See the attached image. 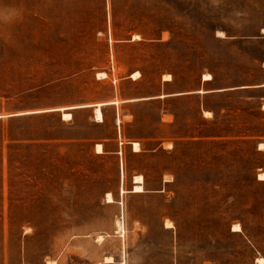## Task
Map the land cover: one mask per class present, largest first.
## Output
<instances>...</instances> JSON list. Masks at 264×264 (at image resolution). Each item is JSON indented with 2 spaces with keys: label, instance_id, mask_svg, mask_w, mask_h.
I'll return each instance as SVG.
<instances>
[{
  "label": "rangeland",
  "instance_id": "rangeland-1",
  "mask_svg": "<svg viewBox=\"0 0 264 264\" xmlns=\"http://www.w3.org/2000/svg\"><path fill=\"white\" fill-rule=\"evenodd\" d=\"M261 84L264 0H0V264H258Z\"/></svg>",
  "mask_w": 264,
  "mask_h": 264
},
{
  "label": "bare ground",
  "instance_id": "bare-ground-1",
  "mask_svg": "<svg viewBox=\"0 0 264 264\" xmlns=\"http://www.w3.org/2000/svg\"><path fill=\"white\" fill-rule=\"evenodd\" d=\"M99 76L104 77L105 75L104 74H99ZM140 77H141V74L139 72H135L131 76V78L134 79V80H137ZM163 79H164V81H168L169 82V81L172 80V77H171V75L168 74V75H164ZM211 80H212V76L210 74L204 75V81H211ZM94 112H95V120H96V122H98V123L103 122L104 121V116H103V112L101 110V105H97L95 107V111ZM206 114L209 115V112L206 113ZM62 118H63L64 121H70L72 119V114L64 111L63 114H62ZM132 148H133V152H135V153L141 152V146H140V144L138 142H133L132 143ZM167 149H169V148H167ZM259 150H264V143L259 144ZM96 152H97V154H103L104 153L102 144H97L96 145ZM258 179L261 180V181H264V172H262V173H260L258 175ZM133 180H134V186H133V190H132L133 193H136V194L145 193V190H144V177L141 176V175H138V176H135ZM106 201L109 204L114 203V199L112 197V194H110V193L107 194ZM165 226H166V228H172V223L167 221ZM122 228H123V226H121V224H120L119 225L120 231L122 230ZM233 231L238 232V233L242 232V227L240 226V224L234 225ZM98 240L102 241L103 237H101V236L98 237ZM105 262L106 263H114L112 257H106L105 258ZM257 263L258 264H264V258H262V257L258 258L257 259ZM49 264H50V262H49Z\"/></svg>",
  "mask_w": 264,
  "mask_h": 264
},
{
  "label": "trees",
  "instance_id": "trees-1",
  "mask_svg": "<svg viewBox=\"0 0 264 264\" xmlns=\"http://www.w3.org/2000/svg\"><path fill=\"white\" fill-rule=\"evenodd\" d=\"M160 45L165 46L166 44H160ZM212 80H214V77H212ZM102 112H103V110H102ZM103 115H104V113H103ZM127 139H139V138L138 137H127Z\"/></svg>",
  "mask_w": 264,
  "mask_h": 264
},
{
  "label": "crops",
  "instance_id": "crops-1",
  "mask_svg": "<svg viewBox=\"0 0 264 264\" xmlns=\"http://www.w3.org/2000/svg\"><path fill=\"white\" fill-rule=\"evenodd\" d=\"M264 88V84H261V85H258V86H254V88ZM101 110H102V108H101ZM104 116V115H103ZM104 122V121H103ZM103 122H101V123H103Z\"/></svg>",
  "mask_w": 264,
  "mask_h": 264
},
{
  "label": "clouds",
  "instance_id": "clouds-1",
  "mask_svg": "<svg viewBox=\"0 0 264 264\" xmlns=\"http://www.w3.org/2000/svg\"><path fill=\"white\" fill-rule=\"evenodd\" d=\"M15 14H16V13L14 12L13 15H15ZM2 18L5 19V20L8 19V17H2Z\"/></svg>",
  "mask_w": 264,
  "mask_h": 264
}]
</instances>
